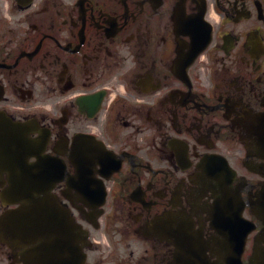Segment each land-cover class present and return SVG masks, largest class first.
<instances>
[{
  "label": "flooded vegetation",
  "instance_id": "flooded-vegetation-1",
  "mask_svg": "<svg viewBox=\"0 0 264 264\" xmlns=\"http://www.w3.org/2000/svg\"><path fill=\"white\" fill-rule=\"evenodd\" d=\"M6 124L64 167L84 264H264V0H0Z\"/></svg>",
  "mask_w": 264,
  "mask_h": 264
},
{
  "label": "water",
  "instance_id": "water-1",
  "mask_svg": "<svg viewBox=\"0 0 264 264\" xmlns=\"http://www.w3.org/2000/svg\"><path fill=\"white\" fill-rule=\"evenodd\" d=\"M42 163L35 179L31 180L28 174L22 180L13 182L10 193L24 199L25 205L19 210L8 212L0 219V231L13 243L19 245L31 244L34 240L40 243L37 252L31 251V255L28 254V264L30 257L32 264H83L78 246L79 240L71 221L68 222L60 212L46 210L49 207H56V204L49 194L53 184L47 179L50 162L42 159ZM34 208H37V215L40 217L53 216L51 222L54 226L53 230L57 234L64 233L65 237H55L50 233L49 225H40L39 221L36 227H33L31 218ZM63 246L64 251H61Z\"/></svg>",
  "mask_w": 264,
  "mask_h": 264
}]
</instances>
